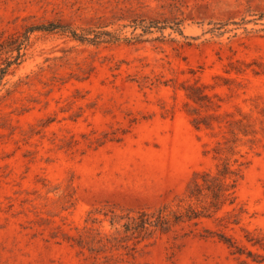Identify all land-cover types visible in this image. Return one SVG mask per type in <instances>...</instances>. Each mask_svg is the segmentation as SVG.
I'll return each mask as SVG.
<instances>
[{"label": "rangeland", "instance_id": "obj_1", "mask_svg": "<svg viewBox=\"0 0 264 264\" xmlns=\"http://www.w3.org/2000/svg\"><path fill=\"white\" fill-rule=\"evenodd\" d=\"M48 20L120 38L34 31L1 81L0 264H264L245 240L231 253L201 237L209 221L120 225L128 210L183 206L195 171L238 158L241 224L264 240V0H0L5 35ZM149 21L165 28L135 40Z\"/></svg>", "mask_w": 264, "mask_h": 264}, {"label": "trees", "instance_id": "obj_2", "mask_svg": "<svg viewBox=\"0 0 264 264\" xmlns=\"http://www.w3.org/2000/svg\"><path fill=\"white\" fill-rule=\"evenodd\" d=\"M134 23L135 28L139 25L142 29V32L133 36L135 40H141L140 36L144 33H151L153 27L157 29L165 28V26L154 24L153 21ZM172 28L182 33L179 27L173 26ZM34 31L59 32L75 40L93 44L101 41H114L120 38L118 33L115 34L107 29L103 34H95L90 32L89 29L77 32L75 29L54 20L26 24L22 31H15L6 35L3 31H0V84L9 71L14 72L15 68L24 61L25 49L29 45L31 34ZM122 38L131 39L127 36ZM186 93L196 103H200V100L207 96L206 93L199 92V87L194 85H189ZM205 117H193L191 121L195 127H199L201 124L208 126L209 122L205 120ZM241 164L242 162L238 158H234L233 162L230 163L227 159L218 157L214 170L202 169L195 171L183 191L182 197L186 201L183 206L176 204L175 208H171L168 202H163L152 209L128 210L120 216L126 218L120 225L124 231H130L131 234L136 232L148 235L156 230L167 232L173 225L183 222L197 225L209 221L213 225L204 224L203 232L199 235L201 237H216L230 249L231 253H243L244 247L240 243L242 240L264 250L263 237L242 226L243 210L241 206L236 207L235 188L241 175ZM116 216L115 213L110 216L111 225L116 221L118 222ZM215 226L217 227L215 228ZM235 226H239L244 230L241 236L226 231L227 229H233ZM68 237L70 238L71 235H68ZM247 255L253 260L264 259L263 252L248 250Z\"/></svg>", "mask_w": 264, "mask_h": 264}]
</instances>
